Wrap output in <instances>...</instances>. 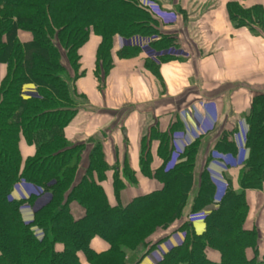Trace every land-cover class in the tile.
<instances>
[{"label": "trees", "instance_id": "trees-1", "mask_svg": "<svg viewBox=\"0 0 264 264\" xmlns=\"http://www.w3.org/2000/svg\"><path fill=\"white\" fill-rule=\"evenodd\" d=\"M227 10L237 26L249 25L252 17L260 20L258 10H243L235 3H229ZM156 24L137 0H0V64L6 66L0 82V264H139L169 235L148 240L156 229H166L184 215L197 214L213 204L215 188L207 172L211 159L195 182L198 143L177 153L175 164L168 165L174 149L169 148L166 136L159 137L162 162L153 173L150 161L140 160L142 174L158 181L159 191L135 197L122 207L117 202L122 183L116 181L114 171L116 203L110 204L102 187L110 171L99 145L91 150L85 173L76 180L83 148L64 137L77 107L68 69L75 78L79 49L91 32L100 39L96 62L104 73L111 65L114 36L129 40L157 35L158 41L150 45L152 51L175 48L173 39L160 36ZM17 31L29 33L31 41L21 43ZM134 51L125 47L119 56ZM168 59L162 57L160 62ZM26 85L34 86V93L25 98ZM246 122L248 158L239 167V190L227 181L217 209L204 219L205 231L198 236L191 223L183 221L174 229L185 233L182 244L154 264H264V260L246 261L244 251L254 247L255 234L241 229L246 215L244 190L264 182V97L252 101ZM228 137L213 150L235 156L236 146ZM21 140L35 148L33 156L22 158ZM126 169L124 165V174ZM125 175L132 181L131 173ZM19 181L39 189V196L48 195L29 223L23 222L19 209L39 196L11 199ZM74 203L82 210L80 217L71 211ZM31 227L42 232L41 238ZM94 237L106 244L104 252L91 248ZM139 248L144 251L140 257L127 258L128 252ZM207 251L219 254L218 263L208 259Z\"/></svg>", "mask_w": 264, "mask_h": 264}, {"label": "crops", "instance_id": "crops-1", "mask_svg": "<svg viewBox=\"0 0 264 264\" xmlns=\"http://www.w3.org/2000/svg\"><path fill=\"white\" fill-rule=\"evenodd\" d=\"M140 1L154 15L160 36L173 39L175 50L182 56L165 62H160L161 57L156 63L136 48L129 56L121 57L119 52L130 45L116 36L110 51L111 65L104 73L96 62L100 39L91 34L79 49L77 76L73 78L68 69L77 107L64 137L70 144L85 148L76 180L84 175L93 147L101 146L106 164L117 172L115 176L123 185L117 191V202L122 207L135 197L161 189L153 178L142 174L140 161L148 159L152 173L160 166L159 137L166 136L169 148L180 152L198 143L194 171L197 182L210 153L219 152L213 149L226 134L236 147L244 146L242 138L251 103L264 97V0ZM229 3L247 11L258 10L260 20L252 17L249 25L237 26L229 18ZM17 37L21 43L31 41L26 32L18 31ZM5 74L6 66L0 64V82ZM23 93L28 97L34 93V86H24ZM19 150L25 159L33 156L35 148L21 140ZM124 165L129 167L126 173L133 175L132 181L122 172ZM207 167L211 179L217 180L223 171L216 162ZM111 172L102 187L108 200L116 203ZM223 173L233 189L239 190V168ZM244 199L246 215L241 229L255 234V245L246 248L244 256L246 261H263L264 182L244 190ZM70 208L75 217L81 216L82 210L75 203ZM216 209L217 205L210 204L191 217L196 235L205 231L204 218ZM166 233H156L153 242ZM175 243L171 241L168 246ZM91 248L97 253L107 249L97 239L91 242ZM207 257L219 261L216 252L207 251ZM150 261L147 256L139 264Z\"/></svg>", "mask_w": 264, "mask_h": 264}, {"label": "rangeland", "instance_id": "rangeland-1", "mask_svg": "<svg viewBox=\"0 0 264 264\" xmlns=\"http://www.w3.org/2000/svg\"><path fill=\"white\" fill-rule=\"evenodd\" d=\"M137 4H138V6L139 7H141L142 9H144V10H146L148 13H149V15L155 20V18H154V15L152 14V12L149 10L150 8L148 7V6H143V3L140 1V0H137ZM149 8V9H148ZM156 27H157V29H158V24H156ZM17 33H18V31H17ZM91 34H93L92 32L90 33V35ZM89 35V36H90ZM94 35V34H93ZM96 36V35H95ZM114 37H116V36H114ZM113 37V38H114ZM133 37H137V36H133ZM133 37H131V38H133ZM139 37V36H138ZM150 37H157V41H158V36L157 35H153V36H150ZM150 37H141V38H150ZM18 38V37H17ZM113 38H112V40H113ZM121 38V37H120ZM130 38V39H131ZM155 43V42H154ZM72 73V72H71ZM72 77L74 78V76H75V74L74 73H72ZM72 77H69V89H70V91L71 92H74V90H73V86H72V84L74 83L73 82V78ZM72 83V84H71ZM82 148H83V150H82V153H81V159L83 158L82 156L84 155L83 154V152H84V150H85V148L82 146ZM99 148H101L100 150H102V152H103V155H104V150H103V148L100 146ZM172 155H173V153H172ZM104 160H105V155H104ZM81 161V160H80ZM106 162V161H105ZM80 164V163H79ZM172 165L173 164V162L170 160V162H169V164L168 165ZM108 166V165H107ZM126 166V168L128 169L129 167L127 166V165H125ZM79 167V166H78ZM108 168H109V171L111 172H113V169H112V167H109L108 166ZM123 171V170H122ZM195 171V170H194ZM112 172H111V175H112ZM78 173V170H77V172H76V174ZM129 173V172H128ZM113 174H114V172H113ZM116 177V176H115ZM126 179V178H125ZM155 180V179H154ZM115 181V180H114ZM116 181L118 182V179H116ZM156 181V180H155ZM126 182H128V180L126 181ZM156 182H158V181H156ZM159 183V182H158ZM160 184V183H159ZM161 185V184H160ZM123 186V185H122ZM120 189H122V187L120 188ZM228 189V188H227ZM36 191H38V192H41L39 189H35ZM34 190V188H32L31 186H29V185H26V183H24V182H22V181H19L14 187H13V190H12V192H11V195H10V198L11 199H13V200H20V199H27L31 194H30V191H32V193L36 196L37 194H38V192H36ZM15 194V195H14ZM224 195V193L223 194H221L220 196H219V200L218 199H216V196H217V193L216 194H214V198H213V204H218L219 202H220V200H221V197ZM39 196V195H38ZM37 197V196H36ZM47 200H48V195H43V196H39V197H37V199L36 200H34L32 203H29V204H23L21 207H20V209H19V211H20V215H21V218H22V220H23V222H25V223H29V222H31L32 220H33V214H34V212L36 211V210H38L41 206H43L46 202H47ZM113 201V200H112ZM112 201H109L110 202V204H114V202H112ZM202 211H200L199 213H201ZM199 213H197V214H199ZM194 215H196V214H194ZM194 215H184L183 217H182V219H180V221H175V222H173L172 224H170L166 229H161V228H159V229H156L155 231H154V233L150 236V238H148V240H151V241H153L152 240V237H154V235L156 234V233H158V232H167L166 234H163L164 236L165 235H167V234H169L168 235V237L167 238H165V239H163L162 241H160L157 245H156V247L147 255L148 256V259L150 258L153 262H155L158 258L159 259H161L162 258V256L164 255V254H166V253H168V251L171 249V248H174V247H177V246H179L180 244H182V242L184 241V238H185V233L183 232V231H175L174 229H176V227L177 226H179L183 221H187V222H190L191 223V225H192V219H191V217L192 216H194ZM205 219V218H204ZM169 229V230H168ZM31 232H33L34 233V235L37 237V238H41V236H42V232L39 230V229H37L36 227H31ZM167 230V231H166ZM174 230V231H173ZM194 230V229H193ZM171 233V234H170ZM195 233V232H194ZM196 234V233H195ZM162 235V234H161ZM163 236V237H164ZM199 236V235H198ZM162 237V238H163ZM175 237L178 239V243H176V244H174V245H172V246H168V244L169 243H171V241H175ZM174 238V239H173ZM95 239H97V240H99V241H101L99 238H96V237H94L92 240H91V242L93 241V240H95ZM173 239V240H172ZM156 241H159V240H156ZM90 245H91V243H90ZM139 251H136V253L134 252V253H129L128 252V255H127V258L128 259H131V257L132 256H136V257H140L141 256V254L144 252L143 251V249L142 248H139L138 249ZM161 251H162V254H161ZM157 254H159V255H157ZM146 256V257H147ZM152 261H150L151 262V264H154ZM87 264V263H86Z\"/></svg>", "mask_w": 264, "mask_h": 264}, {"label": "built area", "instance_id": "built-area-1", "mask_svg": "<svg viewBox=\"0 0 264 264\" xmlns=\"http://www.w3.org/2000/svg\"><path fill=\"white\" fill-rule=\"evenodd\" d=\"M157 41V37H150V38H141V37H133L131 39L128 40V44L131 47H135L138 48L142 53H144L145 55H147L153 62H158V59L164 56L167 57H180L182 56V54L180 52H178V50H175V48L170 47L166 50H162L160 52H154L151 50L150 45L154 42ZM243 143L245 141V134L243 135ZM212 159H214V161L220 162L222 169L224 170L226 168V166L230 165V166H239L241 165L245 159H246V151L243 147V145L240 147L238 146L237 148V154L235 157H232L228 154H222V153H212ZM218 187V192H217V196L216 199L219 200V196L221 194H223L224 189L227 187L226 183L224 181L220 182ZM176 243H178V239L175 238ZM175 243V244H176ZM162 254V251H161ZM159 255V254H157Z\"/></svg>", "mask_w": 264, "mask_h": 264}]
</instances>
